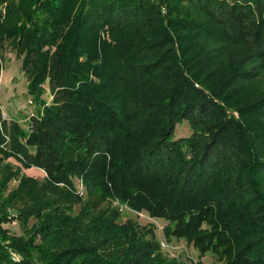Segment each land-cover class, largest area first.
Wrapping results in <instances>:
<instances>
[{"label": "trees", "instance_id": "obj_1", "mask_svg": "<svg viewBox=\"0 0 264 264\" xmlns=\"http://www.w3.org/2000/svg\"><path fill=\"white\" fill-rule=\"evenodd\" d=\"M0 6L36 105L0 126V264H187L133 211L212 264H264V0Z\"/></svg>", "mask_w": 264, "mask_h": 264}, {"label": "rangeland", "instance_id": "obj_2", "mask_svg": "<svg viewBox=\"0 0 264 264\" xmlns=\"http://www.w3.org/2000/svg\"><path fill=\"white\" fill-rule=\"evenodd\" d=\"M26 77L21 72L20 69V60L16 58L13 52L9 50L4 52V56L0 57V112L1 110L6 115V122L12 120L18 121L24 127L26 126L29 117L34 115L36 111V105L33 102L31 96L27 94L26 88ZM44 97L49 101L51 96L49 95L47 86ZM182 124H178V127ZM176 127L175 135L179 136V133L187 134L189 132L186 124L184 123L178 130ZM29 175H34L38 178L44 176V172L38 168L31 167L25 171ZM17 181L13 180L10 186L16 185ZM75 184L79 191L83 190L81 182L75 180ZM124 212L123 220L127 219L128 210ZM134 215H137L138 222L141 225H153L154 232L159 239L164 243V251L173 258H177L178 261L185 263H194V264H212L213 257L209 254L204 256H199L198 248L196 243L187 242L185 240H165L162 227L164 226V221L162 219L153 218L146 213H136L133 211ZM8 225L9 228L15 230L16 232L21 231V224L19 220L11 221ZM162 247V246H161Z\"/></svg>", "mask_w": 264, "mask_h": 264}, {"label": "built area", "instance_id": "obj_3", "mask_svg": "<svg viewBox=\"0 0 264 264\" xmlns=\"http://www.w3.org/2000/svg\"><path fill=\"white\" fill-rule=\"evenodd\" d=\"M0 7H1V6H0ZM5 119H6V115H5V113L1 110V112H0V126H1L2 121L5 120ZM13 221H15V220H13ZM160 244H161L162 248H164V243H163V241H161Z\"/></svg>", "mask_w": 264, "mask_h": 264}]
</instances>
